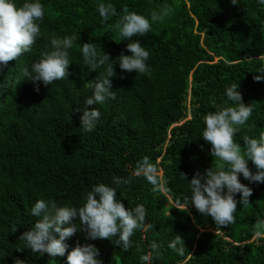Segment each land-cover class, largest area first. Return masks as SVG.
<instances>
[{
    "label": "trees",
    "instance_id": "16d2710c",
    "mask_svg": "<svg viewBox=\"0 0 264 264\" xmlns=\"http://www.w3.org/2000/svg\"><path fill=\"white\" fill-rule=\"evenodd\" d=\"M41 2L43 35L31 52L0 67V264H15L16 258L26 264H62L68 253L53 259L18 250L19 237L36 220L31 206L38 199L82 205L93 184L115 187L117 176L129 181L117 199L126 208L145 206L144 228L136 231L127 251L107 239L86 240L80 232L68 239V252L77 243H92L103 264H264V238L254 237L264 217V183L241 175L253 189L251 203L238 205L235 223L222 228L183 204L190 190L181 178L184 173L191 180L197 170L218 166L201 134L203 116L225 105L226 85L238 82L244 103L253 108L237 142L264 131V80L255 79L264 75V5L258 0L236 5L231 0H111L121 13L128 8L150 18L167 5L169 15L151 22L146 36L133 38L149 50L151 71L129 73L117 63L111 78L117 98L89 106L102 115L87 133L80 128L84 100L91 94L85 84L98 71L84 65L82 42H95L116 59L121 52L130 54L127 41L111 27L118 17L102 22L96 9L106 0ZM53 34L77 35L69 76L53 85L41 82L37 91L32 82H21L22 68L50 50ZM146 158L155 166L158 186L139 167ZM249 167L255 171L252 162ZM177 234L185 242L182 254L168 246Z\"/></svg>",
    "mask_w": 264,
    "mask_h": 264
},
{
    "label": "clouds",
    "instance_id": "9594fccd",
    "mask_svg": "<svg viewBox=\"0 0 264 264\" xmlns=\"http://www.w3.org/2000/svg\"><path fill=\"white\" fill-rule=\"evenodd\" d=\"M231 3L236 5L238 0H231ZM258 3L264 5V0H258ZM96 10L105 24L111 18L118 17L111 27L118 30L120 41H127L126 48L130 54L121 52L118 59H112L95 42H82L79 50L84 65L90 72L98 71V75L85 84L91 94L84 100L80 128L87 133L97 128L102 115L98 108L89 106L104 105L117 98L111 79L116 75L114 66L117 63L121 70L129 73L148 74L151 71L148 64L149 50L142 46L139 39L133 38L146 36L151 30V22H161L169 15L167 5L159 11H152L150 18L128 8H124L121 13L111 0L98 3ZM44 16L41 0H0V67L32 51L43 35L41 22ZM49 40L50 50L43 53L41 59L22 68L21 82H32L37 91L41 82L48 86L68 78L69 66L72 64L71 50L77 35L61 37L53 34ZM255 79L264 80V75H257ZM239 89L238 82L226 85L225 105L203 116L201 136L211 145L209 154L218 166L197 170L191 180L181 173V178L188 181L190 190V195L183 198V204L188 206V210L194 208L204 217H210L215 226L222 228L235 223L238 205L242 207L251 203L253 189L241 182V175L250 183H264V131L255 136L244 135L242 144L236 139L253 113L251 104L244 103ZM249 162H252L255 171L249 167ZM139 167L146 174L145 178L158 186L155 166L147 158ZM127 183V179L117 176L112 181L115 187L105 183L93 184L84 197V203L79 206H61L55 200L38 199L30 209V214L36 218L35 223L19 237L22 247L18 250L30 249L40 256L47 253L53 259L68 253L62 264H103L99 249L92 243H77L68 252V239L80 232L86 233V240L107 239L124 251L129 250L131 238L145 226L146 208L142 204L126 208L117 199V191ZM261 229H264V217L258 220L255 238H264V230ZM168 246L182 254L185 242L177 234ZM152 248L158 249V245L153 243ZM143 259L148 260V256ZM15 264H26V261L16 258Z\"/></svg>",
    "mask_w": 264,
    "mask_h": 264
}]
</instances>
